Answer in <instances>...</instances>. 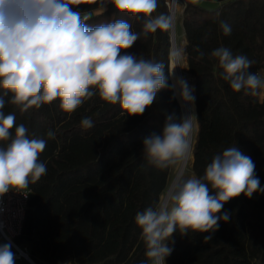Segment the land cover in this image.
I'll return each instance as SVG.
<instances>
[{
  "label": "trees",
  "instance_id": "1",
  "mask_svg": "<svg viewBox=\"0 0 264 264\" xmlns=\"http://www.w3.org/2000/svg\"><path fill=\"white\" fill-rule=\"evenodd\" d=\"M167 2L158 0L153 15H170ZM72 6L90 13L89 26L124 19L132 31L142 33V18L118 13L111 4L101 14L98 0H80ZM221 22L231 27L230 34H224ZM181 24L185 73L194 88L197 118L192 175L203 176L215 155L236 146L251 157L264 187L261 89L255 90L256 95L245 94L248 90L235 92L223 78L218 58L210 56L223 46L233 57L244 55L253 61L250 73L264 72V0H183ZM197 49L205 53L202 59H197ZM125 51L162 62L168 76L170 29L142 34L122 54ZM173 92L160 90L143 115L127 116L120 114L119 105L108 104L98 95L70 114L60 109L58 100L21 113L8 103L11 94L0 89L5 114L13 113L16 124L28 128L29 138L46 140L39 160L46 164L47 173L24 189L29 192L28 208L21 235L13 240L35 264H151L135 216L161 201L173 166L149 165L143 140L152 133L162 134L167 115L174 114L175 122H180L183 112ZM84 117L92 119L93 127H82ZM49 131L55 138L47 136ZM6 143L0 142V147ZM224 211L231 218L220 221L214 233H174L173 251L165 264H264V193H254L251 199L242 194L225 203ZM208 235L212 239L204 240Z\"/></svg>",
  "mask_w": 264,
  "mask_h": 264
},
{
  "label": "clouds",
  "instance_id": "2",
  "mask_svg": "<svg viewBox=\"0 0 264 264\" xmlns=\"http://www.w3.org/2000/svg\"><path fill=\"white\" fill-rule=\"evenodd\" d=\"M79 2L0 0V89L11 94L8 103L23 113L58 100L60 109L70 114L98 95L108 104L119 105L121 115L141 116L160 90L172 88L176 89L173 98L194 104V88L182 77L169 85L174 72L169 70L166 76L162 62L126 51L122 54L142 34L172 28L174 16L153 15L158 0H98L100 14L111 4L118 13L142 18V33L132 31L124 19L89 26L90 13L72 6ZM220 27L225 35L231 33L228 24L221 22ZM197 51V59H202L205 53ZM210 56L218 58L223 78L235 92L248 90L245 94L256 95L255 90L264 89V79L248 71L253 61L246 56L233 57L223 46ZM179 62L177 58V66ZM5 103L0 96V142H7L0 147V197L13 190L23 192L47 173L46 164L39 160L46 140L29 138L28 128L23 123L17 125L13 113L5 114ZM196 120L195 114L181 117L180 122H175L174 114L167 115L162 134L152 133L143 140L147 163L165 169L186 162ZM81 125L91 128L93 121L84 117ZM47 136L55 138V133L49 131ZM254 193H264L255 163L236 146L215 155L201 177L177 175L161 201L136 213L147 258L151 264H165L173 251L174 233H214L220 221L231 218L229 212H222L224 204L242 194L251 199ZM211 239V235L204 238ZM0 264H16L10 242L0 244Z\"/></svg>",
  "mask_w": 264,
  "mask_h": 264
},
{
  "label": "built area",
  "instance_id": "3",
  "mask_svg": "<svg viewBox=\"0 0 264 264\" xmlns=\"http://www.w3.org/2000/svg\"><path fill=\"white\" fill-rule=\"evenodd\" d=\"M172 0L167 2L168 8H171ZM260 77L264 79V72ZM29 192L9 191L0 197V242L14 243V238L21 235L23 222L28 208ZM13 249V248H12ZM14 250V249H13ZM25 251V250H24ZM26 252V251H25ZM16 254V260H21L22 257ZM23 259V258H22ZM64 264H70L66 262Z\"/></svg>",
  "mask_w": 264,
  "mask_h": 264
},
{
  "label": "bare ground",
  "instance_id": "4",
  "mask_svg": "<svg viewBox=\"0 0 264 264\" xmlns=\"http://www.w3.org/2000/svg\"><path fill=\"white\" fill-rule=\"evenodd\" d=\"M171 8H172V12H173L172 15L175 18V22H174V24L172 26V29H173V33H174V39H177L176 38V21H177V14H176V12L178 11L177 10V0H172ZM177 58H179V60H180L178 66L176 64ZM170 63H171L170 70H173V72H174V75L171 77V85H173L176 79L181 78V77L184 78V76L182 74L183 63H182L181 56H180L179 52L177 51V49L176 50L173 49V54H172L171 62ZM173 91H176V89H173ZM177 99L180 101V103L182 105L181 107H182V110L184 111V116L185 115L194 114V106H193V104H183L178 96H177ZM195 130H196V123L194 124V129H193V132H192L191 151H192V147H193L194 132H195ZM191 157H192V155H190V157L187 159L186 162H182L181 166L177 169V171L175 173L174 179L176 178L177 175H179V174H181V173L184 172V169L186 167V164L190 160Z\"/></svg>",
  "mask_w": 264,
  "mask_h": 264
},
{
  "label": "rangeland",
  "instance_id": "5",
  "mask_svg": "<svg viewBox=\"0 0 264 264\" xmlns=\"http://www.w3.org/2000/svg\"><path fill=\"white\" fill-rule=\"evenodd\" d=\"M168 2H169V0H168ZM182 2H183V0H177V10H178V11L176 12V14H177V21H176V38H177V39H175V42H176V49H177V51L179 52V54H180V56H181L182 63H183L182 74H183V76H184V79L187 81L188 85H189L190 87L193 88V86L191 85V79H190V77L187 76L186 73H185V71H186V63H185V57H184V55H183V45H182V43H181V39H180V36H179V34H180V32H179L180 29H179L178 27H179V25H180V23H181V16H182ZM177 28H178L179 30H178ZM177 33H178V34H177ZM176 98H177V97H176ZM177 100H178V99H177ZM178 102H179L180 106H182L179 100H178ZM181 109H182V107H181ZM182 112H183V116H184V111L182 110ZM196 131H197V126H196V130H195V132H194V138H195V135H196ZM193 144H194V141H193ZM192 148H193V147H192ZM181 164H182V162H178L176 165L173 166L172 177H171V181H170L169 186L171 185V183H172V181H173V179H174L175 173H176L177 169L181 166ZM191 164H192V157H191L190 160L187 162L186 167H185L184 172H183V176H184L185 179H187V178L193 176L192 173H191V170H190V169H191ZM168 188H169V187H168ZM166 192H167V191H166ZM165 194H166V193H165ZM165 194L162 196V198L165 196ZM162 198H161V200H162ZM12 251L15 252L13 249H12ZM21 261L24 262L25 264H29L27 261H25V260L22 259V258H21ZM17 264H19V263H17Z\"/></svg>",
  "mask_w": 264,
  "mask_h": 264
},
{
  "label": "water",
  "instance_id": "6",
  "mask_svg": "<svg viewBox=\"0 0 264 264\" xmlns=\"http://www.w3.org/2000/svg\"><path fill=\"white\" fill-rule=\"evenodd\" d=\"M169 13L170 15L173 14L172 12V8H169ZM173 16V15H172ZM170 43H171V52H170V62H171V57H172V54H173V49L176 50V42H175V39H174V33H173V29L170 28ZM169 62V70H170V66H171V63ZM172 76H170L171 78ZM194 106V105H193ZM194 114H195V107H194ZM12 248L14 249V251L16 253H18V255L20 257H22L25 261H27L29 264H35L29 257V255L21 248H19L17 245H15L14 243H12Z\"/></svg>",
  "mask_w": 264,
  "mask_h": 264
},
{
  "label": "crops",
  "instance_id": "7",
  "mask_svg": "<svg viewBox=\"0 0 264 264\" xmlns=\"http://www.w3.org/2000/svg\"><path fill=\"white\" fill-rule=\"evenodd\" d=\"M209 6H211V4H209ZM179 29H180V34H179V36H180V39H181V43H182V45H183V49H184V47H185V37H184V32H183V28H182V24L180 23V25H179V27H178ZM178 29V30H179ZM259 99L260 100H263L264 99V89H261L260 90V92H259ZM17 263H19V264H25L24 262H22L21 260H16V264Z\"/></svg>",
  "mask_w": 264,
  "mask_h": 264
}]
</instances>
